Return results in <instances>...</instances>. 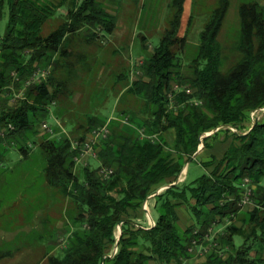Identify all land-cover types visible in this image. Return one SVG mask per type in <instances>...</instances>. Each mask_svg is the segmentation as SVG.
Returning a JSON list of instances; mask_svg holds the SVG:
<instances>
[{
  "label": "trees",
  "instance_id": "1",
  "mask_svg": "<svg viewBox=\"0 0 264 264\" xmlns=\"http://www.w3.org/2000/svg\"><path fill=\"white\" fill-rule=\"evenodd\" d=\"M184 1L170 0L168 26L140 67L141 75L125 89V94L145 103L143 111L139 115L127 109L117 111L115 118H128L130 125L112 121L110 135L99 147L98 160L102 167L113 169L112 177L103 180L98 169L85 168V178L80 180L74 172L70 139L42 134L39 120L47 119L61 93L55 73L65 70L68 80L76 64L85 63L82 55L68 61L74 56L69 47L74 37L84 31L86 42L103 40L116 29L117 16L98 0H0V22L6 19L5 31L0 34V171L11 150L28 158L39 138L46 183L77 205L74 229L63 253L48 257L49 264H192V240L202 239L213 222L235 219L237 222L220 233L216 240L219 248L206 255L204 264H264V123L259 121L245 136L233 134L239 145H232L209 174L190 183H177L154 197L153 210L158 216L154 227L146 229L137 222L148 197L161 185L174 183L192 160L204 132L220 126L239 130L250 121L251 111L264 107V7L255 0H240V32L235 46L239 59L222 71L218 36L229 0H216L208 7L213 9L199 34L190 73L184 76L174 48L185 46L195 8L193 5L185 34L179 38ZM60 10L66 11L64 21L45 36L46 23ZM44 68H50L49 75L27 88L16 104H9L32 72ZM13 73L17 74L16 82ZM174 84L183 90L173 92ZM186 88L194 93L186 94ZM192 98L202 101L201 106L192 104ZM108 120L88 117L87 133ZM139 131L157 139L142 140ZM170 132L174 136L171 147L166 140ZM86 135L77 140L84 141ZM215 163L213 158L202 166ZM246 177L255 186L251 198L255 207L247 212L239 206ZM182 205L193 218L186 230L180 228L177 214ZM119 226L118 250L109 257ZM236 237L243 245L236 244ZM252 250L257 256L250 255Z\"/></svg>",
  "mask_w": 264,
  "mask_h": 264
},
{
  "label": "rangeland",
  "instance_id": "2",
  "mask_svg": "<svg viewBox=\"0 0 264 264\" xmlns=\"http://www.w3.org/2000/svg\"><path fill=\"white\" fill-rule=\"evenodd\" d=\"M98 1L109 13L117 16V24L121 30L128 31L129 37L132 33L134 34V44H121L119 35H115L116 29L111 34L116 42L111 38V35L103 40L99 38L96 42H86L84 31L74 37L69 46L70 49H73L74 56L70 57L68 61H76L78 55L86 56L88 59L85 63L76 64L71 79L67 80L64 77L65 70L60 69L55 73L54 76L61 93H59L55 105L51 106L47 119L39 120V124L46 121L53 125L59 124L66 131L64 135L69 136L72 140L86 135L88 117L90 116L114 118L116 112L122 109L132 110L137 115L143 111L145 103L132 94H125L127 91L125 89L133 80L138 79L136 72L141 75L139 62L143 63L153 53L168 26L170 17H172V12L169 11L166 21L164 19L160 21V29L147 32L146 7L150 0H144L143 5L142 0ZM54 2L56 3L58 0H54ZM240 2V0H229V8L218 36L219 43L222 45V71H227L239 59L235 46L239 40L240 32L238 12ZM197 8L198 6L196 7L195 4L192 27L187 33L185 46L182 49H179L178 46L174 48L179 56L180 71L184 76L190 73V64L199 47V34L203 30L211 9H213L208 8L207 12L203 14ZM65 15L66 11L60 10L59 14L46 23L43 34L46 36L54 31L64 21ZM136 23H139L140 27L134 30L131 25ZM183 24L182 14L178 31L179 38L184 36L187 28V24ZM5 26L6 19L0 22V34L4 33ZM110 38L113 42L110 41ZM64 81H66L65 86ZM14 94L8 101L11 105L16 104L17 100L21 98L18 97L17 92ZM12 100L14 102H11ZM259 122L264 123V114ZM233 131L232 129L231 132L233 133ZM211 132L213 131L203 134L205 136ZM215 134L211 135L209 139L202 138L200 154L203 151L208 153V150L220 142V134ZM36 141V144H33L30 149L32 152L28 158H24L17 150H11L1 167L0 264H49L48 257L60 256L63 253L67 239L74 229L73 217L77 214V205L70 197L46 183L44 178L45 159L42 151L39 150L41 142L39 138H36ZM169 145L171 146L172 142ZM220 145H218L219 149L216 151V155L221 154ZM199 163L196 160H191L187 164V182L190 183L204 174H209L205 167L201 166L203 164ZM100 166L101 162L98 159H90L85 165H76L74 172L80 180H84L85 168L95 170ZM148 209V215L151 218L155 217V212L149 203ZM205 212H207L206 209ZM140 214H142L144 222L141 225L146 227L147 213L142 211ZM234 222H237V219L224 220L219 223L216 221L212 226L215 231H224L225 227ZM118 230L119 227L114 231L116 240L120 235ZM235 242L238 246L243 245L242 240L238 237L235 238ZM114 250L115 246L111 247L109 252H114ZM250 255L257 256L256 251L252 250ZM262 257H264V253Z\"/></svg>",
  "mask_w": 264,
  "mask_h": 264
},
{
  "label": "built area",
  "instance_id": "3",
  "mask_svg": "<svg viewBox=\"0 0 264 264\" xmlns=\"http://www.w3.org/2000/svg\"><path fill=\"white\" fill-rule=\"evenodd\" d=\"M140 65L142 66L143 63L139 62V66ZM49 73H50V68L34 70L32 74L30 75V77L28 78V80L24 83L22 89L19 92H17L18 97H24L25 95L24 93L27 88H29L31 85L41 83L49 75ZM136 75L137 77H139L140 73L136 72ZM12 80L16 82L17 74L15 73L12 74ZM172 88H173L172 89L173 92H181L183 90L176 84L172 85ZM184 91L186 94H189V95H192L194 93V90L191 88H186L184 89ZM173 96H174V93L170 94L169 98L172 99ZM13 100L11 102L15 101ZM190 102L194 104L195 106H201L202 104V101H199L196 98H192ZM249 114H250V120L252 124H256L261 119V116L264 114V107L251 111ZM108 119L109 120L107 121L106 124L103 125V127L94 128L90 130L89 133H87L84 141L82 142H79L77 139L72 140L69 136H67L71 141L70 149L73 152V162L75 163V165H85L88 163V161H90V159H93V160L98 159V154L100 152L99 147L101 143L109 137L110 135L109 126L112 121L118 120L123 125H130L128 118L118 119L114 117V118H108ZM55 128H58L60 130L57 132L55 131ZM40 131L42 134L50 135L51 138H56V139L59 138L58 140H61V138L65 136L64 134H66V131L62 128V126H60L59 124L53 125L49 123L48 121L41 123ZM139 132H140V138L142 140L149 139L153 141L157 139L155 135L151 136V135L144 134V132L142 131H139ZM203 137H204V134L200 137L201 141ZM98 174L99 176H101L103 180L104 179L109 180L112 177L113 169L105 167V166L104 167L100 166L98 168ZM180 179L181 178H179L176 181V183L181 182L182 180ZM241 185H242V192L240 196L239 206L241 207V209H246L250 205L255 207V204L253 203V199H251L253 196L255 186L252 185V182L248 177L243 179ZM155 196L156 194L151 195V197H155ZM229 200L233 201V199L231 198ZM143 211L147 213L146 216L148 217V213H149L148 200L144 202ZM155 224H156L155 221L153 219H150V217H148V223L145 228L149 229L150 227H154ZM198 233H199L198 229L194 231V234L197 235ZM220 233H222V230L215 231L214 226L208 227V231L202 237V239L196 237L192 240L191 242L192 246L189 249L190 254L193 256H200V257L206 258V255L210 253V251L213 248H217V249L219 248V245L216 240L218 236L220 235ZM221 255L222 257H225V254L222 252H221Z\"/></svg>",
  "mask_w": 264,
  "mask_h": 264
},
{
  "label": "crops",
  "instance_id": "4",
  "mask_svg": "<svg viewBox=\"0 0 264 264\" xmlns=\"http://www.w3.org/2000/svg\"><path fill=\"white\" fill-rule=\"evenodd\" d=\"M215 1L216 0H185L183 2L184 4H183V13H182L183 14V23L185 25L186 24L188 25V20H189L191 13L193 11V5L196 4V7L198 6L197 9L200 10L199 12L205 14L208 10V7H210L211 5L212 6L215 5V3H216ZM255 1H257L260 5H262L264 7V0H255ZM141 3L143 5L144 0H142ZM169 3H170V0H150V2H148V7H146V10H147L146 11L147 12L146 13L147 14L146 20L148 19V24L146 27L147 32H153L154 29L156 30L158 28L160 29V26H159L160 21L162 19H164L166 21L167 16L169 15V7H168ZM139 19H140V17H139ZM187 25H186V27H187ZM131 27H132V29L137 30V27H140V26H139V23H136V24H132ZM131 27L129 28V31L131 30ZM118 28H119V30H118ZM142 29H143V27H142ZM116 31H117V33L115 35H119L118 37H119V41L121 44H125V45L134 44V37L135 36L133 33L129 37L128 36L129 32L128 31L125 32V31L121 30L120 27L118 26V24H117ZM142 37H143V35H142ZM111 38L114 39L113 36ZM111 38H110V41H112ZM107 40H109V38H107ZM114 41L116 42L115 39H114ZM83 57H84V59H83L84 62H86L88 57H86V56H83ZM99 118L100 119H102V118L107 119L110 117H99ZM252 127H253V124H251V121L246 120L244 122V124L242 125V128H240L239 130L236 129V131H238L239 136H245V134H247L252 129ZM231 131H232V129L231 130L227 129V128H221L220 129V133H219L220 134V142H218L219 144H221L220 145L221 146V154L220 155L219 154L216 155V151L219 149V147H218L219 144L216 142L217 144H215L214 147H212L210 150H208V153L207 152L205 153V151H203V153L201 152V154H200V152L197 153V151H198L197 150L193 154L192 160H194V161L196 160L198 163L201 162L203 164L204 162H209L214 158L216 163L212 167H205L206 172L210 173V171L213 169V167L216 166L217 162L224 158L223 156L231 148L232 145H239L238 141L235 140L234 135H233L235 133V131H233V133ZM235 134H237V133H235ZM173 138H174V136H173V133H171V132L166 135V140H167L168 144H170L173 141ZM188 163H186V165L184 166V168L182 170V171H184L183 174H182V172L180 174L182 176L179 175L180 178L183 177V178H181V179H183L182 182H179V183H184L187 181L186 177H187V164ZM201 163H199V164L201 165ZM170 182L171 181L161 185V187L156 189V192L154 194H156V195L161 194L164 187H166L168 185H172L175 183V182L174 183H170ZM168 183H170V184H168ZM148 203L152 206V210H153V206H154L155 202H154V197H151V195L148 197ZM252 208H253V206L250 205L246 209H242V211L247 212V210H251ZM177 214L179 216V226L181 227L182 230H186V228L190 227L193 224L192 215H190L189 209L186 205H182L179 208H177ZM141 215L142 214L138 215L137 222L140 224H144L143 217H141ZM157 217L158 216L155 213V217H152V219L154 221H156ZM205 262H206V258L200 257V256H193L192 264H204ZM37 263H38V261H37Z\"/></svg>",
  "mask_w": 264,
  "mask_h": 264
},
{
  "label": "water",
  "instance_id": "5",
  "mask_svg": "<svg viewBox=\"0 0 264 264\" xmlns=\"http://www.w3.org/2000/svg\"><path fill=\"white\" fill-rule=\"evenodd\" d=\"M255 124H253V126H254ZM221 128H227V129H233L232 127H228V126H220V127H218V128H216V130L215 131H213V132H211V133H207V134H205V136L204 137H208V136H211V135H213V134H215L217 131H219ZM234 131H235V133H237L238 134V131H236V129H233ZM200 148L198 149V151H197V153L198 152H200V150L202 149V141L200 140ZM191 161V160H190ZM177 183L175 182L174 184H172V185H168V186H166V187H164V189H163V191L164 190H166V189H168L169 187H171V186H174V185H176ZM103 196H105V193H103ZM148 217H150L149 215H148ZM150 219H152L151 217H150ZM119 232H120V235H119V237H118V239H117V241H116V244H115V250H114V252H112V255H110L109 257H112L113 255H115L116 253H117V250H118V242H119V239H120V236H121V228H120V226H119Z\"/></svg>",
  "mask_w": 264,
  "mask_h": 264
},
{
  "label": "bare ground",
  "instance_id": "6",
  "mask_svg": "<svg viewBox=\"0 0 264 264\" xmlns=\"http://www.w3.org/2000/svg\"><path fill=\"white\" fill-rule=\"evenodd\" d=\"M244 133V132H243ZM119 231V230H118ZM119 235V234H118Z\"/></svg>",
  "mask_w": 264,
  "mask_h": 264
}]
</instances>
